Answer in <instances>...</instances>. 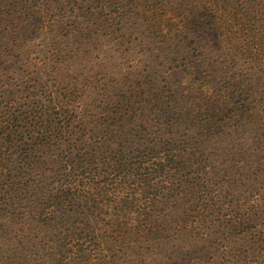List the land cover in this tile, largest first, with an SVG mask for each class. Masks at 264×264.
I'll list each match as a JSON object with an SVG mask.
<instances>
[{
	"label": "trees",
	"instance_id": "trees-1",
	"mask_svg": "<svg viewBox=\"0 0 264 264\" xmlns=\"http://www.w3.org/2000/svg\"><path fill=\"white\" fill-rule=\"evenodd\" d=\"M84 1L0 0V264H264V0Z\"/></svg>",
	"mask_w": 264,
	"mask_h": 264
},
{
	"label": "rangeland",
	"instance_id": "rangeland-1",
	"mask_svg": "<svg viewBox=\"0 0 264 264\" xmlns=\"http://www.w3.org/2000/svg\"><path fill=\"white\" fill-rule=\"evenodd\" d=\"M63 0H58V2H62ZM71 2V4H74V8H75V14H77L76 19L79 21L78 25H74L71 27V29L73 27H77V29H79L81 32L83 31L84 26H87V24L85 25L84 23V7H82L83 5H85V1L84 0H65V2ZM183 45V43L181 44ZM169 55V56H177L178 61L182 62V58L181 55L179 54H173V53H168L165 52L163 53V63L159 64L157 61H154V59H148L149 63H148V70L146 71L147 74H149V76L151 77V82L150 85L152 86V88L148 89V92L153 93V95L150 96L151 98V104H147L146 107H150L152 104H159L160 106H163L164 102L167 100L163 99L161 97V95H177V96H173L174 97V101H176L179 97V99H181V103H183L184 100H191L196 104H201V103H206L207 102V98L209 97V94L212 92V88H213V84H205V87L203 88V90H200V88H198L199 86L196 84L195 80H193V78L189 77V75H185V73L182 72L181 68H176V67H170L169 64L173 61V60H165V57ZM126 65L131 66V65H135V61H129ZM173 65V64H172ZM199 65V64H198ZM196 66V71L197 73H199V68H201L200 66ZM200 76H203V79L209 80L208 78L205 77V75H203V73L199 74ZM163 78H165V80H167L168 83V89H164L163 88V83L164 80ZM162 89L163 92H162ZM162 92V93H161ZM161 94V95H160ZM163 100H161L159 97ZM146 99V97H145ZM179 101H177L178 103ZM171 104L173 103L170 102ZM144 103H139V105L142 107ZM220 108V111H223L225 109V107L223 105H218V104H214L213 102L208 105V107H210L211 111H213L216 107ZM182 122L186 123L185 120H182ZM240 141V139H238V137H235L234 143H238ZM238 145V144H237ZM255 146H253L254 148ZM249 148V147H248ZM241 148L238 145V149L236 150L237 152L240 151ZM251 151H253V149H251ZM255 152V151H253ZM264 164V163H263ZM208 169H212L213 171V176H215L216 178L221 179V184H228L229 181H233V180H240L241 176H240V169L239 168H235V169H229V171H225L227 174L223 175L222 177L219 176L218 173H216V171H214V166H208ZM205 168V164L204 165H200L199 167H196V171H198L203 178H200L199 180H197V182H199V187H203L206 190H211V184L207 183L209 182L208 178L205 177V172L203 173V171H206ZM203 173V174H202ZM215 181V180H214Z\"/></svg>",
	"mask_w": 264,
	"mask_h": 264
}]
</instances>
